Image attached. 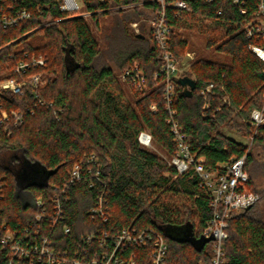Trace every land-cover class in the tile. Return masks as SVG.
Here are the masks:
<instances>
[{
  "label": "trees",
  "instance_id": "trees-1",
  "mask_svg": "<svg viewBox=\"0 0 264 264\" xmlns=\"http://www.w3.org/2000/svg\"><path fill=\"white\" fill-rule=\"evenodd\" d=\"M78 1L90 14L87 18L68 17L59 0H0L5 12L11 7L31 15L0 31V80H19L17 65L42 57L43 68L32 66L22 75L44 71L47 84L41 98L52 104L34 108L28 87L21 96L5 93L1 98L2 108L20 113L22 121L14 126L9 119L0 125V238L9 230L31 250L34 241L46 237L58 256L78 255L88 262L95 251L111 249L112 237L121 230L150 228L167 243V264H212L211 242L197 252L165 232L189 227L199 238L212 215L209 194L193 171L178 174L169 164L177 152L168 123L172 111L189 151L203 157L207 169L220 171V166L245 156L248 187L258 200L229 219L222 264H264V188L256 186L264 179V124L257 129L249 125L251 112L264 104V63L249 50L252 41L245 37L239 5L232 0H187L188 12L166 8L172 57L182 63L186 52L194 54V62L179 77L196 84L187 98L179 77L173 78L168 110L162 54L150 26L159 3ZM255 2L247 0L246 7L253 8ZM132 23L138 24V33ZM133 66L143 73L142 90L118 78ZM209 85L211 91L202 95ZM224 129L246 141L229 137ZM141 132L151 136L150 148L139 144ZM33 164L41 167L44 182L33 181ZM76 164L83 165L80 182L64 188V195L58 192L62 216L53 226L49 210L36 235L39 224L30 203L41 198L50 208L52 187L63 190ZM19 190L29 204L22 203ZM100 198L106 222L90 213ZM90 235L95 237L91 242L86 239ZM31 253L19 259L0 244V264H43ZM128 253L139 264L149 261V250L131 247L123 255Z\"/></svg>",
  "mask_w": 264,
  "mask_h": 264
},
{
  "label": "built area",
  "instance_id": "built-area-1",
  "mask_svg": "<svg viewBox=\"0 0 264 264\" xmlns=\"http://www.w3.org/2000/svg\"><path fill=\"white\" fill-rule=\"evenodd\" d=\"M59 9L66 13L68 17H82L87 18L90 14L80 11V2L78 0H59ZM159 3V9L156 11V16L150 21L153 37L156 41L157 47L161 52L163 60L162 72L165 75V86L163 98L166 101V108L170 110V105L173 98V86L171 80L179 77L180 64L173 57L168 49V35L169 27L167 24L166 8L171 7L177 12H188L190 10L187 0H154ZM210 3L212 0H205ZM233 4L239 5V14L243 17V31L245 37L252 41L249 50L257 56L262 63H264V0H256L253 8H247V0H232ZM5 12L0 5V31L5 28L16 26L21 21L31 17L30 13L25 10L12 11L11 7L7 8ZM220 13V12H218ZM178 14V13H177ZM45 19L44 21H46ZM132 29L138 33V24L132 23ZM45 61L42 57L31 58L25 63H19L16 67V72L20 74L19 80L14 78H7L0 80V125L7 123L11 119L14 126L22 121V115L18 112L10 111L7 113L1 106V98L5 93L12 96H21L24 89L28 87L31 90L32 105L34 108L46 107L51 108L52 104L45 102L41 98V92L47 84V79L44 71L34 74H27L23 76L30 67H44ZM122 83L132 86L136 90L145 88L143 73L138 70L137 66L124 69L118 76ZM212 86L209 85L200 93L205 95L209 93ZM154 110V106L151 107ZM32 111V110H31ZM170 119L168 123L171 125V131L174 135L177 152L169 163L175 168L178 174H183L188 170H192L198 177L202 187L208 192L210 197V208L212 215L207 221L202 236L208 238L213 237L212 264H222V252L224 241L227 238L228 221L233 214L241 212L249 208L252 204L257 202L258 195L251 191L248 187L249 179L244 169L245 156L232 160L229 164L220 166L219 170H209L204 166L203 157H195L189 151L185 142V136L181 129L173 121V112L169 111ZM264 124V104L260 109L253 110L250 114L249 125L257 129ZM138 142L144 147H151V136L146 132H141L138 136ZM83 172V165L76 164L71 173L67 184L62 188L52 187L53 195L48 198L50 208L46 207L43 199L38 198L28 204H32L36 210L34 220L39 225L35 226L37 235L41 229L40 222L47 217L49 210L52 211L51 224L57 222V219L62 216V205L60 196L64 195V188L76 182H80L81 174ZM3 184L0 179V204L2 200ZM61 192V195L58 194ZM22 201V200H21ZM23 203V201H22ZM1 209V205H0ZM90 213L92 217L98 216L107 221V209L104 210L102 198L99 199L95 208ZM67 228L64 233H68ZM87 241H93L94 235L86 237ZM111 249L107 246L102 252L95 251L94 256L87 262L78 255L72 259H67V255L60 257L51 247V242L46 237H41L39 241L33 242L32 249L28 250L23 247L19 240H17L14 232L6 230L0 238V244L3 248L9 250L12 256L28 258L33 252L34 258L39 263L43 264H139L138 259L134 253H128L124 256L125 250L131 247L142 248L149 250V261H144L143 264H167L168 246L164 237L154 229H145L142 231L124 229L117 235L113 236L111 241Z\"/></svg>",
  "mask_w": 264,
  "mask_h": 264
},
{
  "label": "rangeland",
  "instance_id": "rangeland-1",
  "mask_svg": "<svg viewBox=\"0 0 264 264\" xmlns=\"http://www.w3.org/2000/svg\"><path fill=\"white\" fill-rule=\"evenodd\" d=\"M79 6H80V11L85 13L83 10H81V5H79ZM100 46L103 47V42H101V41H100ZM193 62H194V54L192 52H186L184 60L182 61V63H179L180 64V66H179L180 67V72L184 73L191 66V64ZM125 92L129 96V93L126 90V88H125ZM242 123H246V121H242ZM223 131L229 137H231L233 139H236L237 141H241V142H245L246 141L245 139L241 138V136L238 133H236V132L229 131L228 129H224ZM155 151L158 154L162 155L161 152L159 150H157V148L155 149ZM31 169H32L33 181H36L37 183L44 182L45 174L43 172H41V167L38 164H33L31 166ZM256 186L258 188H260V187L264 188V179L257 180ZM18 189H20V187H18ZM20 190H22V189H20ZM20 190L18 191V196L21 198L23 203H28L29 200L27 199V197H24L23 192L20 191ZM179 231H180V229H178V228H176V229H166L165 230L166 234L169 235V236H172V237L178 236L179 235Z\"/></svg>",
  "mask_w": 264,
  "mask_h": 264
},
{
  "label": "water",
  "instance_id": "water-1",
  "mask_svg": "<svg viewBox=\"0 0 264 264\" xmlns=\"http://www.w3.org/2000/svg\"><path fill=\"white\" fill-rule=\"evenodd\" d=\"M178 83L182 88L183 95L187 98L191 97L192 91L195 89L196 86L195 80L190 77L184 76L178 78ZM54 173L55 170L50 172L49 175H52ZM16 193L18 192L16 191ZM170 237L173 240L181 243H189L197 252H200L204 248L205 244L213 241V237L206 238L204 236H200L199 238H194L189 227L180 229L178 236Z\"/></svg>",
  "mask_w": 264,
  "mask_h": 264
}]
</instances>
